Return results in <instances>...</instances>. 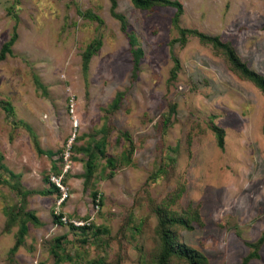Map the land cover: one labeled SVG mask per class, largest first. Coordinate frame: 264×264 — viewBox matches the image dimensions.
<instances>
[{
	"label": "rangeland",
	"instance_id": "rangeland-1",
	"mask_svg": "<svg viewBox=\"0 0 264 264\" xmlns=\"http://www.w3.org/2000/svg\"><path fill=\"white\" fill-rule=\"evenodd\" d=\"M178 1L264 76V0ZM175 12L0 0V264H163L165 216L208 264H264V93Z\"/></svg>",
	"mask_w": 264,
	"mask_h": 264
},
{
	"label": "trees",
	"instance_id": "trees-1",
	"mask_svg": "<svg viewBox=\"0 0 264 264\" xmlns=\"http://www.w3.org/2000/svg\"><path fill=\"white\" fill-rule=\"evenodd\" d=\"M111 1V11L116 6V0ZM133 6L139 9H150L154 6H170L176 9V12L173 17L174 25L177 28L179 38L183 41L187 38V36H195L199 41L203 43L210 44L213 48L220 50L224 56L226 57L230 67L237 72L241 77L251 81L257 88H259L264 93V76L259 72L251 69L243 60L240 59L235 49L227 42L222 41L216 35H207L198 30H191L181 28L178 25V16L182 11V4L178 0H130ZM9 50V44H4L1 50V56L5 54L6 51ZM137 57L134 59V66H137ZM215 135L217 144L219 147L223 146V131L219 128H215ZM186 214V213H185ZM174 223L186 224V220L182 217L168 218L165 216L162 220H160V229L159 234L161 238V253L160 258L163 264L172 257L173 255L181 256L187 264H208V260L205 255H203L198 250L191 248L184 244L176 243L172 233L170 232V227ZM259 242H261L259 240ZM247 256L243 264L251 258Z\"/></svg>",
	"mask_w": 264,
	"mask_h": 264
}]
</instances>
